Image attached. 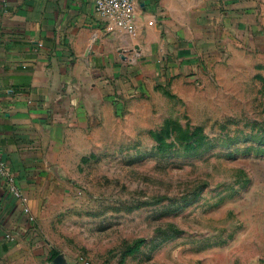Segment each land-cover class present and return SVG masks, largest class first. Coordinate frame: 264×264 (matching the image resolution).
<instances>
[{
  "label": "rangeland",
  "instance_id": "374dc122",
  "mask_svg": "<svg viewBox=\"0 0 264 264\" xmlns=\"http://www.w3.org/2000/svg\"><path fill=\"white\" fill-rule=\"evenodd\" d=\"M257 24L221 39L197 70L165 64L129 78L112 111L71 135L61 180L27 215V243L0 264H78L79 254L91 264H264Z\"/></svg>",
  "mask_w": 264,
  "mask_h": 264
},
{
  "label": "crops",
  "instance_id": "0c3cea01",
  "mask_svg": "<svg viewBox=\"0 0 264 264\" xmlns=\"http://www.w3.org/2000/svg\"><path fill=\"white\" fill-rule=\"evenodd\" d=\"M136 1L132 32L95 0H0V147L34 215L61 180L71 135L112 111L129 78L197 70L221 39L264 23V0ZM29 212L0 177V253L27 243Z\"/></svg>",
  "mask_w": 264,
  "mask_h": 264
},
{
  "label": "built area",
  "instance_id": "2783aa9c",
  "mask_svg": "<svg viewBox=\"0 0 264 264\" xmlns=\"http://www.w3.org/2000/svg\"><path fill=\"white\" fill-rule=\"evenodd\" d=\"M136 0H95V9L99 13L109 18L121 27L134 32L132 19L136 10ZM0 177L5 178V192L9 197H14L23 203L24 211L29 212L30 208L26 204L27 196L19 184L14 171L8 166L5 154L0 147ZM32 218V217H31ZM17 233L9 229L5 232V238L14 240ZM78 264H91V260L84 254H79Z\"/></svg>",
  "mask_w": 264,
  "mask_h": 264
}]
</instances>
